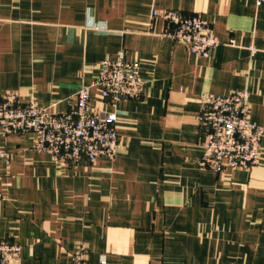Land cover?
<instances>
[{"label":"crops","instance_id":"crops-1","mask_svg":"<svg viewBox=\"0 0 264 264\" xmlns=\"http://www.w3.org/2000/svg\"><path fill=\"white\" fill-rule=\"evenodd\" d=\"M154 8L200 13L219 45L188 51ZM121 51L140 65L141 97L113 107L91 91L117 112L114 159L75 165L35 150L34 133L0 135V239L23 246L22 264H68L79 245L94 263L264 264V136L250 169L198 163L204 92L248 91L264 126V2L0 0V97L67 111Z\"/></svg>","mask_w":264,"mask_h":264},{"label":"built area","instance_id":"built-area-1","mask_svg":"<svg viewBox=\"0 0 264 264\" xmlns=\"http://www.w3.org/2000/svg\"><path fill=\"white\" fill-rule=\"evenodd\" d=\"M260 5L264 0H255ZM152 18L166 23L164 33L181 42L186 49L206 57L220 41L210 23L200 13L178 9L154 8ZM96 28H101L96 25ZM145 81L140 65L128 60L121 51L115 59H102L92 84H82L76 92L74 105L67 111L55 112L40 106L35 95L27 101L17 91L0 97V135L34 133V149L51 154L55 159L80 165L93 163L99 157L114 159L120 152L122 139L118 132L116 110H105L92 101V88H100L104 102L116 107L122 100L139 99ZM199 123L203 129L204 154L201 167L217 173L226 169H250L257 165L262 150L264 126L251 118L250 94L245 90L227 94L204 92L200 98ZM0 147V163L8 157ZM0 191V199L2 198ZM23 246L0 239V264H22ZM68 264H109L105 257L97 263L87 257L79 245Z\"/></svg>","mask_w":264,"mask_h":264}]
</instances>
